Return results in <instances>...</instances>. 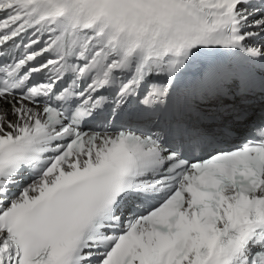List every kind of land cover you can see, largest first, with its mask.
Wrapping results in <instances>:
<instances>
[{
	"label": "snow or ice",
	"instance_id": "6c2138e0",
	"mask_svg": "<svg viewBox=\"0 0 264 264\" xmlns=\"http://www.w3.org/2000/svg\"><path fill=\"white\" fill-rule=\"evenodd\" d=\"M249 100L264 0H0V264H264Z\"/></svg>",
	"mask_w": 264,
	"mask_h": 264
}]
</instances>
